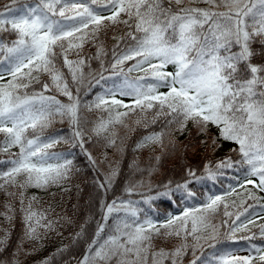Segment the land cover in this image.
<instances>
[{
    "label": "snow or ice",
    "instance_id": "6c2138e0",
    "mask_svg": "<svg viewBox=\"0 0 264 264\" xmlns=\"http://www.w3.org/2000/svg\"><path fill=\"white\" fill-rule=\"evenodd\" d=\"M17 3L11 0L0 6L4 34L0 37V153L6 155L0 160L4 197L0 264H24L48 233L60 235L61 227L73 224L71 217L42 207L35 195L27 193L66 184L76 170L69 158L74 148L95 170L100 216L91 232L92 216L78 223L72 240L85 247L80 257H73L75 264H184L189 250V264H264V247L255 244L243 249L255 255L237 256L227 247L203 259L196 254L199 249L203 255L201 240L211 241L208 246L215 248L222 227L227 228L225 241L236 240L237 232L251 231L248 225L254 221L241 216L252 205L234 213L224 202L235 188L229 185L231 191L224 195L205 194L198 207L189 204L196 198L193 185L216 181L234 163L247 165L244 183L264 192V0H33L19 7ZM120 24L129 30L113 37L118 43L105 67L106 52L97 42L101 33ZM86 43L97 47L88 61L81 58ZM71 55L77 58L70 59ZM92 59L100 61V71L91 70ZM132 72L143 76L130 79ZM111 77L122 78V83L112 80L111 88L85 99L95 85ZM118 96L131 97V102ZM91 112L100 115L91 121L86 116ZM65 123L66 134L63 129L49 131ZM189 125L206 139L193 143ZM213 126L218 136L210 135ZM139 129L144 131L132 151L150 147L152 154L146 161L134 158L125 178L122 158L131 134ZM185 133L187 143L179 139ZM221 141L238 146L231 151L239 154V161L231 157L209 161L202 174L187 166L179 180L153 183L164 158L200 146L215 151ZM60 143L69 145V151H50ZM88 144L105 151L96 157ZM118 177L124 180V196L109 203L107 193ZM133 195L140 199H132ZM248 198L258 199L255 191H249ZM164 203L184 207L179 214H165L160 211ZM221 208L227 219L216 224L213 220ZM17 225L21 231L13 243ZM259 233L264 237V224L259 225ZM254 237L253 233L239 239ZM171 239L175 240L171 247L157 243ZM67 250L68 246L57 249L40 264H52Z\"/></svg>",
    "mask_w": 264,
    "mask_h": 264
},
{
    "label": "trees",
    "instance_id": "16d2710c",
    "mask_svg": "<svg viewBox=\"0 0 264 264\" xmlns=\"http://www.w3.org/2000/svg\"><path fill=\"white\" fill-rule=\"evenodd\" d=\"M11 0H0V6L5 3H10ZM31 3L33 0H18L17 7L22 6L24 3ZM103 3V0H101ZM201 7L205 5L201 4ZM99 7V5H97ZM107 15L108 13H103ZM129 29L125 25H113L110 26L106 33L100 34V40L97 43H102L106 55L103 57L104 66L107 67L108 64L112 61V50L115 45H117L118 40L113 39V37H121L126 34ZM4 34L0 33V37ZM120 47L123 48L124 44L121 43ZM97 51V47L95 44L86 43L84 49L81 52V58L88 61L89 57L95 55ZM77 57L74 55L70 56V59H76ZM132 62L130 61L129 64ZM91 70L93 72H98L101 70L100 61L92 59L90 61ZM59 66V65H58ZM169 71H172V67H168ZM65 73H67V69H64ZM85 73L87 74L89 71L88 67H85ZM104 75L106 77H110V72H105ZM130 79H135L137 77L143 76L142 72H132L129 73ZM10 79V77L5 76V80ZM112 80H116L117 83H122V78L120 77H111L107 83L101 81L100 85H95L92 89V93L85 97V99H92L94 98L96 93H103L105 88H111ZM70 81V77H69ZM162 91L166 89H161ZM118 99H123L125 103L131 102V97H117ZM61 99L66 100L67 98L61 97ZM123 111V109H121ZM99 112H91L86 113V116L89 120L94 121L99 117ZM189 128L192 132V142L197 143L201 139H206L203 135H197L194 128L189 125ZM57 129H63L62 134H66L68 130L67 123L61 125L57 124L56 129H52L49 131H55ZM143 129H139L138 132H134L131 134V138L127 141L128 147L122 158V171L124 173V177L127 178L129 175V168L128 164H130L134 158L140 161H146L150 154H152L151 148H146L140 150L138 152H133L132 149L135 147V141L140 138V134L143 132ZM210 135L218 136V130L213 126L209 130ZM188 133H185L184 136H180L179 139L185 143H187ZM228 142L233 147L231 149L237 148L238 146L235 145L233 142L230 141H221ZM86 147L92 151L93 155L96 157H100L101 154L105 151V149L100 145H93L88 144ZM228 150L223 154L216 153V151H205L203 146L197 147L195 150H188L185 154L180 156H169L163 159V166L160 169V172L155 176L153 183H158L160 180H167L168 178L179 180L184 175V169L187 166H191L195 168L198 174H202L204 172V165L209 161L215 162L224 159L225 157H231V159L236 162L239 161L240 157L237 152H233ZM13 152L18 151V149L13 148ZM50 151L53 152H66L69 151V145L60 143L57 144L53 149ZM108 154L112 155L111 149H108ZM73 153L72 157L73 163L75 165V171L71 176L70 180L64 185H52L48 189H36L32 188L28 190L27 195L29 197L35 195L40 205L44 208L51 207L55 210V213L61 216H68L71 217L73 220V224L67 225L65 224L63 227L60 228V235H57L55 232L48 233L47 237L43 240L42 245L38 247V249L25 261L24 264H40L45 258L51 256L53 253H56L57 249L62 248L64 246H68V250L64 252L62 255H57L54 257L52 264H65V262H69V264H75V259L73 257H80L84 251V245L81 242H73L72 237L74 236L75 232L79 231L78 223H83L84 219L88 218L89 216L93 217V220L90 225L89 231L91 232L95 228V221L100 219L99 216V201L97 199V190L93 183V178L95 176V170L89 165L88 160L86 157L80 153L78 148L71 149ZM159 154V150L157 153ZM6 159V155L0 153V160ZM62 162V161H60ZM50 163H57V161L52 160ZM214 166V165H213ZM2 167V166H0ZM238 169V171H237ZM247 169V165H239L238 163H234V168L224 169L223 175H219L216 181H203L201 184L193 185V190L196 192V198L193 201H189V204L193 207H198L199 202L205 200V194H219L224 195L226 192L231 191L229 185L235 188V192H232L231 195L225 196V203L229 204V211L232 212H240L243 208H247L248 205H252L251 208H248V212L241 216V220L244 219L245 216H249L250 219L253 221L256 220L258 217H264V211H262V206H264V192H260L259 190H253L252 185L244 183V174ZM244 185V187H241ZM124 180L121 178H117L116 183L113 185L112 190L107 193L106 200L107 202H111L116 197L124 196ZM65 188L68 190L65 191ZM143 191H146L144 189ZM255 191V195L257 196V200H252L248 198V192ZM55 194V195H53ZM126 198V197H125ZM132 199H140V196L133 195ZM4 197L0 195V201H2ZM243 202V203H242ZM184 205L181 204L177 205H169L164 203L160 205L161 213H169L171 212L173 215L179 214L183 210ZM222 208L219 213L214 217L213 222L216 224H220L222 219H227L222 215ZM252 214V215H250ZM56 218V217H54ZM234 218V217H233ZM161 220H163V215L161 216ZM111 222V221H110ZM264 224L259 223L250 224L248 227L251 229L250 232L242 231L236 233V240H228L225 241L223 239V233L227 231L226 226L221 228V239L218 243L215 244V248L209 247V243L211 241L205 242L201 240V244L203 245V255H201L200 250L198 249L196 254L201 256V259L204 256H207L216 249H223L225 247L233 250V253L247 251L243 249H247L250 244H255L258 247H264V237H262L259 233V225ZM20 227H17L13 230L12 241L13 243L16 242L17 237L20 234ZM255 234L254 239L251 241L249 240H242L239 239L241 236H251ZM157 243L161 247H171L175 240L171 239L169 241H157ZM28 247H31L29 244ZM241 249V250H237ZM249 252V251H247ZM250 253V252H249ZM255 255L254 251L250 253ZM192 259L191 250H189L188 255L184 258V264H189V261ZM197 264H200L197 261Z\"/></svg>",
    "mask_w": 264,
    "mask_h": 264
},
{
    "label": "rangeland",
    "instance_id": "374dc122",
    "mask_svg": "<svg viewBox=\"0 0 264 264\" xmlns=\"http://www.w3.org/2000/svg\"><path fill=\"white\" fill-rule=\"evenodd\" d=\"M232 147H233V145H231L230 143H228V142H222L221 143V147H219L215 151H216V153L223 154L224 152L230 150ZM263 222H264V217H258L256 220H254V223H256V224L263 223ZM234 255H237V256H247V255H250V253L247 252V251H242V252L234 253Z\"/></svg>",
    "mask_w": 264,
    "mask_h": 264
}]
</instances>
